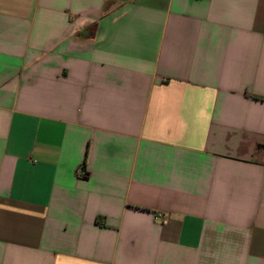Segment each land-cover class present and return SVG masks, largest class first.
I'll use <instances>...</instances> for the list:
<instances>
[{"label": "crops", "instance_id": "1", "mask_svg": "<svg viewBox=\"0 0 264 264\" xmlns=\"http://www.w3.org/2000/svg\"><path fill=\"white\" fill-rule=\"evenodd\" d=\"M0 264H264V0H0Z\"/></svg>", "mask_w": 264, "mask_h": 264}]
</instances>
